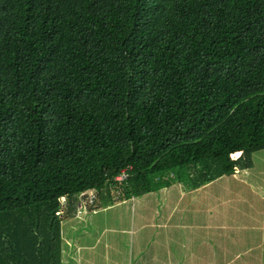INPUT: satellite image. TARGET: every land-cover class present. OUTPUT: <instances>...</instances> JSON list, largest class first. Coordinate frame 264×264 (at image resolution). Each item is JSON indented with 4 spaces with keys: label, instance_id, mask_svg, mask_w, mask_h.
I'll return each instance as SVG.
<instances>
[{
    "label": "trees",
    "instance_id": "obj_1",
    "mask_svg": "<svg viewBox=\"0 0 264 264\" xmlns=\"http://www.w3.org/2000/svg\"><path fill=\"white\" fill-rule=\"evenodd\" d=\"M261 150L264 0H0V264H64L82 202L197 191Z\"/></svg>",
    "mask_w": 264,
    "mask_h": 264
},
{
    "label": "crops",
    "instance_id": "obj_2",
    "mask_svg": "<svg viewBox=\"0 0 264 264\" xmlns=\"http://www.w3.org/2000/svg\"><path fill=\"white\" fill-rule=\"evenodd\" d=\"M240 171L242 169L237 168L236 175ZM236 175L233 179L223 178L217 181H222L218 202H230L227 210L213 211L210 208L203 214L204 219L200 223H191L192 226L189 224L190 220L186 218L194 219L196 214L193 213L183 212L180 214L182 216L180 220L175 219L178 215L174 211L175 207L159 216L161 220L156 225L157 228H153L155 214L150 212L152 216L141 215V222L137 224L134 233L133 254L136 264H264V191L254 189L249 192L251 194H243L240 189L237 190V187L245 183L241 182L237 185L234 182L237 180ZM232 180H234V187L229 186ZM208 185L201 189H205ZM175 187L181 191L171 197L176 199L179 207L186 198L191 197L195 200L194 194L201 190L189 192L183 187ZM235 199L245 204V210H232L234 207L231 202ZM78 209L81 212H78L76 218L67 219L63 223L65 234L67 233L63 238L65 239L64 264H81L79 260L73 259L74 253L69 243L74 229L83 226V204H79ZM107 209L100 211H107ZM114 213L115 219L120 214H124L122 211H114ZM196 219H200V216H196ZM118 229H121L120 224ZM73 241L84 243V239L82 240L79 236H74ZM68 254L69 257H67Z\"/></svg>",
    "mask_w": 264,
    "mask_h": 264
},
{
    "label": "rangeland",
    "instance_id": "obj_3",
    "mask_svg": "<svg viewBox=\"0 0 264 264\" xmlns=\"http://www.w3.org/2000/svg\"><path fill=\"white\" fill-rule=\"evenodd\" d=\"M235 157L236 158H233L234 160H239L242 154ZM252 161V168L246 167V164H243L241 168L237 165V168L245 172L240 171L236 175L237 180L229 182V186L231 187H234L233 181L236 182L237 185L241 182L247 184V186L241 184L237 187V190L240 189L243 194H251L249 192L254 191V189L264 191V150L255 152L252 155ZM233 178L234 176L226 180ZM221 182L222 181L214 184L211 183V185H208L205 189H201L198 193H195V200L191 199V197L186 198L180 207L176 199L171 197L176 195L178 191H181L177 187L163 190L157 194L148 195L139 200L117 203L115 204L117 205L115 208L107 209V211L97 210L95 211L96 213H89L88 202L86 204L82 202V213L84 216L82 221L83 226L79 229H74V233L70 236L69 241L72 246V253H74L73 259L79 260L81 264H136L133 254L134 233L137 224L141 222V215L152 216V213L153 215L155 214L156 218H153V228H157L156 225H158L161 220L159 216L163 212H169L175 207L174 211L178 214L175 219L177 218L180 220L182 218L180 214L183 212L193 213L196 214L194 219L186 218L190 220L189 224L194 222L195 224L200 223L204 219L203 214L210 208L213 211L227 210L230 202H218ZM231 203L234 207L232 210H245V204L241 203L239 200L235 199ZM114 211H122L124 214H120L119 217L115 219ZM79 212H81V210H79ZM197 213L199 215H197ZM196 216H200V219H196ZM119 224L121 226L120 230L118 229ZM140 231L139 234L141 233ZM62 234L63 238L67 235V233L65 234L64 227H62ZM74 236H79L82 240L84 239V243H82V241L79 242L84 247L73 241ZM147 240H149V238ZM68 252L69 246L67 245V253ZM69 256L68 254L67 257Z\"/></svg>",
    "mask_w": 264,
    "mask_h": 264
},
{
    "label": "built area",
    "instance_id": "obj_4",
    "mask_svg": "<svg viewBox=\"0 0 264 264\" xmlns=\"http://www.w3.org/2000/svg\"><path fill=\"white\" fill-rule=\"evenodd\" d=\"M127 179H128V172L125 169V171L121 172L120 176L116 179V181L122 183L127 181Z\"/></svg>",
    "mask_w": 264,
    "mask_h": 264
}]
</instances>
